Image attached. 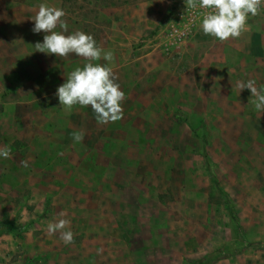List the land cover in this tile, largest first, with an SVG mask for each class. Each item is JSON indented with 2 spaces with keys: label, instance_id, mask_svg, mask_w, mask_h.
Masks as SVG:
<instances>
[{
  "label": "rangeland",
  "instance_id": "rangeland-1",
  "mask_svg": "<svg viewBox=\"0 0 264 264\" xmlns=\"http://www.w3.org/2000/svg\"><path fill=\"white\" fill-rule=\"evenodd\" d=\"M41 2L0 0L3 25L19 13L36 14ZM60 7L69 31L82 26L98 45L115 30L111 65L126 94L124 114L80 143L73 131L46 135L51 187L63 184L60 173L83 178L78 189L45 203L41 197L40 212L31 197V156L12 181L0 174V264H264V112L250 90L236 87L248 79L264 84V11L249 16L240 37L221 42L200 24L188 28L186 0H62ZM123 28L130 38L120 39ZM18 75L25 80V72ZM22 132L13 137L24 159ZM203 138L214 183L204 169ZM54 201L55 220L70 219L75 235L65 245L56 233L61 245L50 252L41 222Z\"/></svg>",
  "mask_w": 264,
  "mask_h": 264
},
{
  "label": "crops",
  "instance_id": "crops-1",
  "mask_svg": "<svg viewBox=\"0 0 264 264\" xmlns=\"http://www.w3.org/2000/svg\"><path fill=\"white\" fill-rule=\"evenodd\" d=\"M17 1L19 2L20 0ZM165 1L168 2V0ZM61 2L62 0H54L50 5L60 7ZM32 4L38 3L32 2ZM1 16L0 97H4V101L2 102V110L0 111V148L7 145L11 150V155L8 159H0V174L6 175L7 181H12L21 172L19 168L20 161H27L31 156V165L35 169L34 175L37 174L34 180L35 184L32 186L33 193L31 197H33V202L36 204L35 211L40 212L41 197L44 198L43 202L45 203L48 197L58 192L61 194L67 189H78L83 178L82 174L60 173L59 182L63 184L55 188L51 187L49 182L52 181L55 175L46 173L48 172L46 168L49 164V151L51 149V145L49 144L51 140L47 139L46 135L52 136V134L69 131L101 133L99 128H97V131L95 130L97 125L99 127L102 126V130L105 132L111 126V122L107 124L98 123L95 113L90 106L81 107L77 105L71 111L66 110L63 106L59 105L58 99L54 95L57 87L67 78L68 73L85 63L82 57H78L75 54L60 57L37 51L35 44L43 41L45 33L41 32L37 34L32 31L34 26V20L32 19L35 14L30 16L19 13L14 18V21L10 20L6 25H3L4 16ZM11 22H14L13 25ZM123 22L127 23L128 19L125 18ZM5 26L7 27L6 29H4ZM11 26H14V28H10ZM75 30H83V27L79 26L78 28L75 25V28L71 29L70 32ZM113 35H116L115 30H109L105 36V41L108 44L103 46L105 42L99 45L115 54L119 45L115 44ZM119 36L122 37L120 39L124 40L125 38H130V33H127V28H123V34ZM98 62L104 63L103 60ZM112 63L114 61L110 62V65ZM111 67L115 69V66L111 65ZM22 71L25 72V80H21L18 77V74ZM3 118L8 119L6 121L10 123V128H6L2 120ZM94 121L96 123H93ZM19 127L23 128V135L27 134L24 140L29 142L23 147V150L24 148L27 150L25 152L26 155L24 154V159L20 158V149L15 145L17 139L13 137L14 133L20 134ZM8 133H11L10 139L7 136ZM31 134L35 136L29 137ZM36 135H41L42 138H36ZM41 139L44 141L43 143H41ZM87 145L92 149L91 143H87ZM81 162L82 160L80 159L76 162L69 161L68 164L67 161L62 162L59 160L56 163L72 166L73 164L81 165ZM28 164H30V160ZM41 176H43V179H41ZM97 178L100 179L99 176ZM104 178L108 179L109 176H104ZM41 181L44 184H39ZM41 192L42 194H40ZM60 210L62 212L63 208H60ZM46 211L50 216L44 218L43 223L41 222L44 228L43 236L47 238L44 242L45 248L50 252H57V249L60 248L61 240L55 237L56 234L54 236L47 233L48 223L56 221L58 209L55 208V201L48 205Z\"/></svg>",
  "mask_w": 264,
  "mask_h": 264
},
{
  "label": "clouds",
  "instance_id": "clouds-1",
  "mask_svg": "<svg viewBox=\"0 0 264 264\" xmlns=\"http://www.w3.org/2000/svg\"><path fill=\"white\" fill-rule=\"evenodd\" d=\"M188 6H199L206 10L203 13L200 28L204 35L224 42L230 38H238L247 30L249 16L259 14L264 0H186ZM67 12L62 7L51 6L47 0H42L39 10L34 18V33H45L42 42H37V51L47 55L67 57L75 54L85 61L82 66L74 68L68 73L64 82L55 92L59 105L71 111L75 106H90L95 113V118L100 124L115 122L123 118V103L126 94L117 82L118 77L110 66L114 60L112 51L105 50L97 44L96 39L90 33L83 30L70 32L67 20L64 19ZM103 60L104 63L98 61ZM236 87L240 92L250 90L255 109L264 112V84L257 86V81L248 79L240 81ZM85 133L77 131L72 134L74 143L84 140ZM11 155L10 148L5 145L0 148V159H8ZM27 167V161H22ZM61 217L66 213L61 212ZM59 232V238L65 245L74 242V232L71 230V220L59 218L47 225V233L55 235Z\"/></svg>",
  "mask_w": 264,
  "mask_h": 264
},
{
  "label": "trees",
  "instance_id": "trees-1",
  "mask_svg": "<svg viewBox=\"0 0 264 264\" xmlns=\"http://www.w3.org/2000/svg\"><path fill=\"white\" fill-rule=\"evenodd\" d=\"M205 145H206V141L203 138L202 139V146H201V148H202V156H203V160H204V169L211 176V174H212V168H211V163L209 161V158H208V154H207ZM211 181L213 183L215 182V179L212 176H211ZM220 191H221V194H223L222 189H220ZM224 204H225L226 213L231 218L233 227H234L235 231L237 232L238 237L240 239L246 241V239H245V232L242 229V226H241V223L239 221V217L237 215L236 209L228 201H225Z\"/></svg>",
  "mask_w": 264,
  "mask_h": 264
},
{
  "label": "built area",
  "instance_id": "built-area-1",
  "mask_svg": "<svg viewBox=\"0 0 264 264\" xmlns=\"http://www.w3.org/2000/svg\"><path fill=\"white\" fill-rule=\"evenodd\" d=\"M205 11L206 10L201 9L199 6L195 8H192L189 6L188 17H187V22H186V25L188 26V28H194L198 24H201L202 16ZM262 11H264V5L261 6L259 12H262Z\"/></svg>",
  "mask_w": 264,
  "mask_h": 264
}]
</instances>
